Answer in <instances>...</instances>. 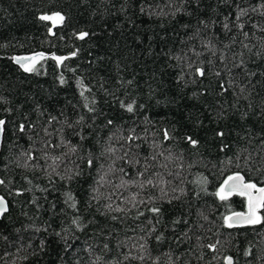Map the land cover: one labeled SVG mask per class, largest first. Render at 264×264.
Listing matches in <instances>:
<instances>
[{"label":"trees","instance_id":"1","mask_svg":"<svg viewBox=\"0 0 264 264\" xmlns=\"http://www.w3.org/2000/svg\"><path fill=\"white\" fill-rule=\"evenodd\" d=\"M261 3L0 0V264H264V222L228 227L223 217L247 200L215 195L236 171L264 186ZM237 4L248 10L243 31ZM54 12L62 24L39 19ZM36 52L64 59L45 57L30 73L12 61ZM27 151L35 159L25 167ZM145 167L159 187H115L144 179ZM133 194L156 199L132 207Z\"/></svg>","mask_w":264,"mask_h":264},{"label":"snow or ice","instance_id":"2","mask_svg":"<svg viewBox=\"0 0 264 264\" xmlns=\"http://www.w3.org/2000/svg\"><path fill=\"white\" fill-rule=\"evenodd\" d=\"M261 9H264V3H261L259 6ZM252 12H256L257 8H252L251 9ZM248 15V10L244 9V8H240L239 5L237 4V14L235 17V22H236V26L243 31L244 29V23L241 22L242 18ZM261 15L264 16V12H261ZM40 20L42 21H51L52 26L55 27L57 24H62L63 21L65 20L64 15H62L60 12H54L52 14H43L39 17ZM253 27H258V25H253ZM224 28L226 30L229 29V25L227 23L224 24ZM260 31L264 32V28H260ZM49 32H52V28H49ZM88 35V33L82 32L79 34L78 38L79 39H84L86 36ZM244 37L247 39L248 38V33L247 32H243ZM245 48H248L249 46L247 44L244 45ZM261 47L264 48V43L261 44ZM72 55L74 56L75 53H72ZM257 55H260L259 52H257ZM44 58V54L43 53H37L33 56H25V57H14L13 59L15 60V62L17 64L20 65L21 68H23V70L25 72H34L36 71V63ZM177 59H180V57H176ZM53 59H55L57 61V63L62 62V60L64 59L63 57H58V56H53ZM222 59V58H221ZM243 59H241V61L235 65V67H239V68H243ZM191 64L188 65L189 68H191ZM195 74L200 76V77H204L206 75L205 70L203 67H196L195 68ZM217 76L220 75L219 72L216 73ZM254 75V74H253ZM61 83H63V79L61 78ZM129 83H131V81H129ZM223 84H221V88H223ZM81 95L83 96V92H81ZM87 106V105H86ZM123 103H122V107H123ZM127 111L132 112L133 111V105L132 104H128L126 105ZM89 111H93V109H89ZM109 123H111V121H109ZM4 125H5V121L4 120H0V133L3 132L4 130ZM25 130V126L23 124L20 125V131L23 132ZM46 131V130H45ZM218 136H223L224 133L223 132H218L217 133ZM164 137L165 139L169 138V133L167 130H165L164 132ZM135 137H133L132 135H129L127 137L128 140H133ZM83 139V137H82ZM188 142L195 146L197 145V141L192 139L191 137H187ZM76 147L73 146L70 148V151L75 153L76 152ZM107 151L112 152L113 149L109 148ZM125 155H127V153H125ZM24 156L26 157V162H25V167L28 166V161H32L33 159H35V157L33 156L31 151H27L24 153ZM45 159H47V156L45 155ZM59 157H55L53 158V163H55L56 160H58ZM153 159H155V157H153ZM252 157L251 155H249V157L245 160V165H249L251 163ZM87 164L89 167L92 166V159H88ZM128 163H131V161H126ZM138 163V161H137ZM231 163V161H230ZM237 168H241L242 166L237 163ZM53 172H55V167L52 168ZM120 172H124V169L121 168L119 170ZM148 169L147 167H145L143 172H138L137 175L139 177H144V179L142 180H129V181H124L123 179L121 180L120 184L115 185V187L117 189L120 188H125L128 185H134L136 187H138L139 189L143 190L145 189L147 186H152L153 188L155 187H159L158 184L154 183L153 179L148 178L146 176ZM127 175V173H125ZM63 178V177H62ZM72 176H68L67 179H72ZM101 180H103V177H101ZM206 183V181H204ZM5 183V181L3 179H0V185H3ZM164 181L161 180L160 184H163ZM173 191H175V189H173ZM183 191V190H181ZM93 192H98V189H93ZM160 192L163 195H167V193L165 192V189L163 187L160 188ZM233 194L245 197L247 199V211L246 212H234L231 215L225 216L223 217L224 220V224L227 225L228 227H233L235 225H240V224H251V225H255V224H259L261 222H264V218L261 217V215H259V210L260 209H264V186H258V184L256 182H253L252 180H248L246 179L245 175L242 174L241 171H236L230 175H228L223 182L220 184L219 189L216 191L215 195L217 197H219V199L221 201H225L227 200L230 196H232ZM137 195L138 194H133L131 196V198H125L124 202L125 203H131L132 207H136L137 203L140 204H144V203H154L156 197H152L149 196L147 201L145 200H139L137 201ZM93 199H97V196H93ZM178 198V197H175ZM67 199L69 201H72L71 203V207L75 208L76 207V203L75 200L73 198V196L71 195V193L67 194ZM109 199H111V197H109ZM171 202V201H169ZM109 208V210L112 211H116V212H122L124 211L123 208H120L119 206L116 207L115 209L112 208V205L109 204L107 206ZM8 211V206L7 203L4 199V197L0 196V216H2L5 212ZM148 211L155 213V214H159L160 213V208L159 207H150L148 209ZM141 215H143V213H140ZM113 219H116L115 216L112 217ZM206 219V218H205ZM76 221H74L75 223ZM157 239H159V237H157ZM197 239L199 240V237H197ZM217 243H219V241H217ZM105 247H107V245H105ZM207 248H209L210 250H212L213 252H215L217 250V245L216 244H208L206 245ZM127 259V257H125ZM226 260V264H233V259L231 256L225 257Z\"/></svg>","mask_w":264,"mask_h":264},{"label":"water","instance_id":"3","mask_svg":"<svg viewBox=\"0 0 264 264\" xmlns=\"http://www.w3.org/2000/svg\"><path fill=\"white\" fill-rule=\"evenodd\" d=\"M37 53H42V52H36V53H32V54H27V55H15V56H13V58L14 57H25V56H33V55H35V54H37ZM44 54V58L45 57H49V58H53V54H45V53H43ZM12 58V61H13V63L16 65V66H18L19 68H21L20 67V65L19 64H17L16 62H15V60ZM21 69H23V68H21ZM2 136H3V132L2 133H0V147H1V142H2ZM5 199V198H4ZM247 200V199H246ZM6 201V200H5ZM7 203V202H6ZM246 204H247V201H246ZM246 211H247V208H246ZM246 211H244V212H246ZM231 215V214H230ZM245 225H250V224H240V225H235L236 227H241V226H245Z\"/></svg>","mask_w":264,"mask_h":264}]
</instances>
